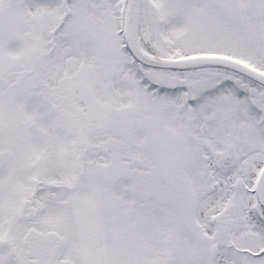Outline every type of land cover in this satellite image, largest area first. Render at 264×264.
I'll return each mask as SVG.
<instances>
[{"label":"snow or ice","instance_id":"obj_1","mask_svg":"<svg viewBox=\"0 0 264 264\" xmlns=\"http://www.w3.org/2000/svg\"><path fill=\"white\" fill-rule=\"evenodd\" d=\"M0 264H264V0H0Z\"/></svg>","mask_w":264,"mask_h":264}]
</instances>
